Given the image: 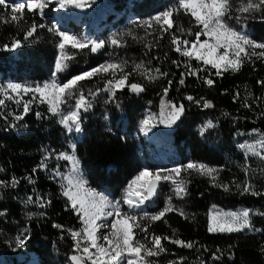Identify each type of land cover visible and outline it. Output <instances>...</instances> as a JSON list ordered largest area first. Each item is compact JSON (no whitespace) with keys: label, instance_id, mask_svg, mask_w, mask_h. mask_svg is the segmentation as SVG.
<instances>
[{"label":"trees","instance_id":"obj_1","mask_svg":"<svg viewBox=\"0 0 264 264\" xmlns=\"http://www.w3.org/2000/svg\"><path fill=\"white\" fill-rule=\"evenodd\" d=\"M166 2L168 9L177 4V0H102L98 7L86 9L92 12L102 5L110 9V12L106 11V22H103L105 31H109L104 34V40L118 27L149 16L155 9L161 10ZM10 15V9L0 6V16L5 18L0 20V86L7 77L21 83H41L52 69L59 37L48 31L50 23L38 14L25 10V21L20 24L11 22ZM186 17L189 15L183 14L182 10L174 15L176 25L188 29L189 24L184 20ZM252 17L246 14L243 22L252 31V39L264 42V16L256 12ZM33 22L45 27L38 28L33 37L24 40L26 30ZM170 31L180 35L177 27ZM171 38L170 33L161 32L159 27L149 32L143 28L137 35L125 37L123 47L130 57L152 63L160 70L154 75L157 77L154 80H137L129 74L127 84L142 86L144 91L140 93L125 87L117 90L112 97L102 90L106 81L97 76L81 82V91L85 96L91 91L96 92L90 100V109L81 112L82 130L73 144L75 154L86 167L91 184L98 189L118 193L132 177L133 165L139 162L135 155L136 142L127 136L133 126L134 110L150 102L159 121V132L165 133L161 130L164 124L160 123L161 102L183 105L184 113L171 127V140L163 136L160 138L169 141L181 154L187 153L191 160L217 169L218 182L228 185L230 190L213 186L209 177L195 171L186 172L187 194L182 199L166 190H159L156 204L148 206L150 214L147 216L163 210L167 199L176 210L167 213L160 221L143 219L141 225L148 227L149 236L179 238L193 242L195 247L183 248L162 239L166 251L151 257V260L154 264H170L173 261L177 264H264V231L231 234L207 231V209L212 203L242 204L253 212L263 210L264 162H257L253 157L245 158L237 151L234 155L239 159L233 162L219 144L228 143L237 130L257 129L264 137V93L263 84L259 83L264 81V60L253 58L245 62L238 72L229 70L221 76H216V70L210 65L207 71L188 75L190 69L184 66L187 58L173 50ZM15 40L21 41L22 47L14 51L6 50L5 46L11 48ZM99 52L91 54L90 48L71 49L74 59L68 62L69 67L60 74V79L65 80L94 68L99 62ZM173 61H178L179 66ZM191 65L192 70L204 67L202 62L195 60L191 61ZM181 78L184 84H180ZM205 79H212L213 85L209 87L204 83ZM165 89L168 90L167 95ZM243 90L248 92L245 94ZM188 96L193 100H188ZM5 101L0 107V212L3 213L0 215V257L4 264H15V255L20 249L16 239L21 237L26 240L25 256H39L40 264H59L52 259L54 252L68 260L74 243L70 233L82 228L77 214L61 194V186L54 174L56 164L62 162L58 161L57 154L67 149L68 138L57 116L44 103L32 102L25 114L22 104L16 106L10 100ZM205 101L211 102L212 107H203ZM99 106L106 108L111 116L108 127L97 116ZM17 115L23 116V119L16 121ZM203 119L209 120L212 127L199 129L196 124ZM13 179L18 181L14 186ZM245 181L259 194H241L236 185L243 186ZM29 197L32 198L31 203L27 202ZM179 210L185 215H180ZM252 219L255 227L264 229V216L254 215ZM144 235L138 231L140 239ZM213 254L219 259H213Z\"/></svg>","mask_w":264,"mask_h":264},{"label":"snow or ice","instance_id":"obj_2","mask_svg":"<svg viewBox=\"0 0 264 264\" xmlns=\"http://www.w3.org/2000/svg\"><path fill=\"white\" fill-rule=\"evenodd\" d=\"M53 0H26L24 3L9 4L8 0H0V6L4 9H10V21L20 24L25 21V10L28 13L38 14L44 16L45 9L48 8ZM95 3V0H91ZM59 9L90 7L88 0H58ZM183 10L185 15H189L195 22V29H183L176 25L174 15ZM259 12L264 16V0H177L174 8H169L162 13L157 14L151 20L145 21L144 26L155 29L156 26L163 33L171 34V44L174 45V51L181 57L187 58L185 67L189 68L188 75H196L198 71H207V66L215 69V75L221 76L223 72L231 70L238 72L245 62L251 61L253 58L264 60V42H258L250 37V35L243 30L244 24L242 17L248 14L252 17L253 13ZM254 18V17H252ZM0 20H5L0 16ZM234 21L235 23H232ZM235 25H240L236 27ZM44 24L37 25L35 22L31 23L24 35V40L33 37L38 28H44ZM174 27H177L180 35L171 33ZM49 32H54L59 37L58 48L60 55L55 62V70L53 77L65 72L69 64L68 62L74 59V54L66 51L70 46L71 49L84 50L90 47L92 53L97 52L104 47L103 42L81 40L78 36L70 34L67 31L60 30L55 25L48 28ZM194 37L193 40L181 39L183 35ZM206 37L203 41L201 37ZM163 38V37H160ZM111 44L120 46L117 39H112ZM22 47L21 41H13L11 48L5 46L6 50L14 51ZM223 50V51H221ZM259 50V51H258ZM202 62L203 66L200 69L192 70L191 61ZM173 63L179 66L178 61ZM124 73V67L118 63H106L95 67L89 71L83 72L69 79L65 83H59L56 79L50 82L36 86H25L21 84L9 83L6 87L0 88V107L4 106L5 99L14 100L16 104H20L21 100L18 98L20 94L25 95L34 93L29 101L23 102V111L25 114L29 111V105L39 100L40 103L48 105V110L53 115H60V123L69 132H81V112H87L91 103L81 91V82L91 80L94 76L101 74H110L111 78L107 79L105 86L102 89L115 97L117 90H123L129 87L134 93L144 91V88L136 83L127 84L128 73H124L119 78L116 72ZM135 70H142L141 74L146 75L149 80H154L157 77L151 76L148 70L143 69L142 64H137ZM160 73L159 69L155 70ZM161 75H167L162 73ZM183 76V74H182ZM180 84H184V79H180ZM171 83V81H169ZM204 83L211 87L214 83L212 79H205ZM264 84V81H259ZM99 91V90H98ZM165 89V95H167ZM14 94V95H13ZM75 98L74 110L67 114L62 112V105L69 100ZM188 100H193V97L188 96ZM203 107H212L211 102L205 101ZM167 108V111L165 110ZM185 109L183 105L169 104L166 105L164 101L161 102L160 123L165 127H172L177 120L180 119ZM39 115V114H37ZM23 119V116H15L16 121ZM152 118L142 121L141 131L147 135L151 127L155 125L151 123ZM15 125H13L14 127ZM207 127H212L211 122H208ZM245 149V154L258 157L264 161V137L258 143L241 145ZM259 149V150H258ZM64 161H68L72 165V174L64 177L67 181L66 185H61L63 188L62 195L67 198L70 206L75 210L82 228L79 231L72 230L71 237L75 241L74 251L80 253L79 255H72L70 257L72 264H153L148 259L157 257L166 251L162 244L163 240H168L170 243L176 244L183 248L192 249L195 247L194 243L185 242L182 239H170L169 237H161L157 235L148 234V227L142 226L135 214L121 210L119 201H112L103 193L87 187V182L79 176V164L75 154V145L72 148V154L61 153L58 157ZM195 171L201 176H206L212 179L213 186L222 187L224 191H229L228 185L218 182L217 169L209 167L205 164H198L189 162L184 167H176L167 170L168 174L161 172H150L145 169L141 171L129 184L126 196L123 203L128 205L129 209H139L145 202L150 201L157 194V186L161 181L170 182L174 186L175 195L178 198H183L187 194L185 181L180 179L182 172ZM247 171V168H245ZM13 186L18 183L15 179L12 181ZM237 190L241 194L250 193L251 195H258L259 193L252 189V185L245 181L243 186L236 185ZM28 203L32 202V198H28ZM41 207H44L41 204ZM176 210L169 201L168 206L157 214L151 216L145 215L143 218L150 221H160L169 212ZM180 215H185L182 210H179ZM0 215H3L0 212ZM254 215L264 216V212H253L250 209H243L240 211L223 212L214 210L208 214L207 231L210 233H241L244 231L261 232L264 229L254 227L252 217ZM187 218V217H185ZM61 228L60 225H54ZM107 229V233L101 231ZM136 229L144 233L142 239L137 238ZM102 241V242H101ZM16 244L24 247L26 240L18 237ZM95 251H92V250ZM213 259H219L213 254ZM170 264H177L173 261Z\"/></svg>","mask_w":264,"mask_h":264},{"label":"rangeland","instance_id":"obj_3","mask_svg":"<svg viewBox=\"0 0 264 264\" xmlns=\"http://www.w3.org/2000/svg\"><path fill=\"white\" fill-rule=\"evenodd\" d=\"M26 0H8L9 4H18V3H24ZM102 2V0H99V4ZM88 3H90V0H88ZM91 4V3H90ZM167 2L165 3L164 6H162L161 10L155 9L154 11L151 12V15L141 17L138 21L136 22H131L130 24L122 27H118L117 29L113 30L109 34H107L104 38L105 41V47L102 51L99 52V57H98V64L95 67H98L100 65L106 64V63H118L123 65L124 67V73H128L132 76V78H136L137 80H146L147 76L142 75L141 71L142 70H135V66L137 64H142L143 69L148 70V73L151 76L156 75V69L152 63H148L142 60L134 59V57H130L127 54V51L125 50L124 46V39L127 36H132V34L137 35L141 29L146 28L147 32L151 28H147L144 26L145 21L151 20L154 16H156L159 13H162L163 11L167 10L168 8L166 7ZM239 5V1L237 2V6ZM98 7V6H97ZM106 5H102L99 8H96L94 11H90L85 8L79 9V8H67V9H59V3L58 0H53L51 4H49L48 8L45 9V13L43 18L47 19L48 22L50 23V27L55 25L57 28L63 31H67L70 34H74L78 36L81 40H87V41H92V39H98V38H103L104 34L109 32L105 31V26L103 25L104 19L108 16H106V11L105 10ZM130 10L128 11V14ZM182 13L184 14L183 10ZM101 16V21L98 20V17ZM246 16V14L243 15V18ZM114 19V18H111ZM184 20H186V23L189 24V28L195 29V22L194 20L189 16L186 17ZM232 23H235L232 21ZM244 24L243 30L246 31L250 37L252 36V31L248 28V26ZM236 27H240V25H235ZM158 26L155 27L157 29ZM152 29V30H155ZM184 29V28H183ZM131 30H134L132 33ZM180 34V32H179ZM181 39H189L193 40L194 37L187 36L186 34L180 37ZM252 38V37H251ZM112 39H117L120 42V46H114L111 44ZM206 39V37H201V40L203 41ZM99 41V40H98ZM97 42V41H96ZM71 48L70 46L66 49V51L70 52ZM223 51V50H221ZM259 51V50H258ZM60 55V50L57 45V52L55 54V57L52 62V69L49 73V76L47 79L43 80L41 83H31L29 81L25 82H16L10 77H7L5 83L1 85V88L6 87L9 83H15V84H21L25 86H36V85H42L44 83L50 82L52 79H56L59 83H65L67 82L70 78H67L65 80L60 79V74H58L56 77H53V72L55 70V62L58 56ZM94 67V68H95ZM93 69V68H92ZM91 70V69H90ZM89 71V70H88ZM124 73H121L119 70L116 72L117 78H119L121 75ZM97 78H100L103 82L106 81L107 79L111 78L110 74H101L97 75ZM87 81V80H86ZM89 88V87H88ZM82 90V87L81 89ZM245 94L248 92L247 90H243ZM96 91H91L89 94L86 96L88 100L90 101L95 94ZM263 93H264V84H263ZM14 95V94H13ZM35 95L34 93H29L27 95L21 93L20 97H18L21 100L22 104V109H23V102L29 101L31 97ZM89 96V97H88ZM13 104L16 106L20 104H16L14 100H10ZM6 102V101H5ZM35 104H39V100L33 101ZM74 103H75V98L69 100L66 104L62 105V112L64 114H67L69 111L74 110ZM32 104V103H31ZM30 104V105H31ZM45 104V103H44ZM45 106L48 108V105L45 104ZM57 118L61 119L60 115H56ZM97 116L100 117L102 124L106 127H108L111 124V116L108 115L106 112V108L103 106H99L97 108ZM152 118L151 123L154 124V127H151V130L148 131L147 135L144 134V132L141 131V126H142V121L148 118ZM158 119L156 117V114L151 106L150 102H145L138 108H136L133 112L132 115V123L133 126L132 128L127 132V136L129 138H133L135 140V155L139 159L138 164H134L133 168L131 170L132 172V177L127 180V182L120 188L118 193L110 192L109 189H98L95 187L93 184L88 179V173L86 174V167L83 165V163L80 162L79 164V176L80 178L84 179L87 184V187H90L97 192L103 193L108 198L112 201H119L120 202V207L122 211L125 212H130L132 214L137 215L138 217H141L139 219V223L141 224V221L144 219L143 217L145 215H149L150 211L148 209V206H152L156 204V197L153 202H150L148 205L147 202H145L144 205H142L139 209H129L127 204L123 203V199L126 196V193L128 191V186L131 183V181L143 170L147 169L150 172H161L162 174H168L167 170H171L176 167H184L186 166L189 162H195L198 164H205L209 167H212L208 165L207 163L200 162V161H194L191 160L190 157L187 156V153L181 154L179 152V149L174 147L169 141L162 140L160 136L167 137L171 139L170 134L171 133H163L159 132V124H158ZM208 122H210L207 119H203L202 121L198 122L196 125L199 129H206L210 128L207 127ZM81 125H82V119H81ZM63 126V125H62ZM64 128V127H63ZM65 133L67 135V149L60 152L57 154V157L61 153H67L69 155L72 154V148L73 144L75 141H77L80 137L81 132L76 133L75 131L69 133L65 128ZM262 134L257 130V129H251L247 131H241L237 130L234 132L231 140L226 143L223 142L222 145L219 144L220 148H222L226 156L229 160L233 162H237L239 158H237L234 155V151H237L243 155V157H253L258 161H261L258 157L251 156L250 154L246 156L245 154V149L241 148V145L244 144H253V143H258L260 139L262 138ZM209 142V141H208ZM259 150V149H258ZM62 161L56 164V167L54 169V174L56 178L58 179V182L61 185H66L67 181L64 179V177L69 176L72 174V165L68 161H64L62 159L58 158V161ZM79 160V159H78ZM80 161V160H79ZM264 162V161H263ZM214 168V167H212ZM186 172H182L180 179H183L185 181L186 185ZM211 181L212 179L209 178ZM213 182V181H212ZM165 186V187H163ZM263 186H264V181H263ZM163 187V188H162ZM61 194L63 191V188L61 187ZM174 186L170 182L162 181V185L158 189L157 193L159 190H166L167 193H173L174 192ZM157 195V194H156ZM176 196V195H175ZM177 197V196H176ZM66 198V197H65ZM67 200V198H66ZM69 203V202H68ZM164 204L167 206L169 204V200H165ZM70 205V203H69ZM243 209H250L242 204H234V205H218L216 203H212L209 205L207 209V217L208 214L214 210H219L223 212H228V211H240ZM75 212V210H73ZM254 212H259V211H254ZM264 212V206L263 210ZM76 213V212H75ZM255 227V226H254ZM258 228V227H256ZM102 232L107 233V229H101ZM136 235L137 238L138 236V231L139 229H136ZM247 231V230H246ZM102 242V241H101ZM74 246H75V241L70 249V253H76L79 255L80 253H77L74 251ZM24 247H20L19 250H17L16 255H15V264H40L41 260L40 257L35 255V254H30L29 256H25L24 254ZM92 251H95L94 249ZM57 257H56V256ZM24 258V259H23ZM53 260L59 261V264H66L64 260V255L54 252ZM151 260V258H148ZM152 261V260H151ZM153 262V261H152ZM0 264H4L2 258L0 257ZM154 264V263H153Z\"/></svg>","mask_w":264,"mask_h":264},{"label":"water","instance_id":"obj_4","mask_svg":"<svg viewBox=\"0 0 264 264\" xmlns=\"http://www.w3.org/2000/svg\"><path fill=\"white\" fill-rule=\"evenodd\" d=\"M98 5H99V0H95V3H92V2H91V6H93V7H97ZM97 42H103V43H104V47H105V41H104V40H100V41H97ZM104 47H102L101 49H99L97 52L103 50ZM89 48H90V47H89ZM90 52H91V51H90ZM97 52H95V53H92V52H91V54H96ZM161 130H163V131H165V132H168V133H172V130H173V129H172L171 127L168 128V127H165V125H163V126L161 127ZM161 185H162V181L158 184V186H157V191H158V189L160 188ZM155 196H156V195H155ZM155 196L153 197L152 200L147 201V204L150 203V202H152V201H154ZM74 254H76V253H71V254H69V256H68V261H69L71 264H72V261H71L70 257H71L72 255H74ZM76 255H77V254H76Z\"/></svg>","mask_w":264,"mask_h":264},{"label":"bare ground","instance_id":"obj_5","mask_svg":"<svg viewBox=\"0 0 264 264\" xmlns=\"http://www.w3.org/2000/svg\"><path fill=\"white\" fill-rule=\"evenodd\" d=\"M110 9H107L106 7H105V10H103V12L104 11H109ZM110 12V11H109ZM107 14H108V12H106V16H107ZM101 16H99V20H101V18H100ZM107 18H105L104 20H106ZM97 39V38H96ZM98 39H101V38H98ZM171 137V136H170ZM172 138V137H171ZM171 140V139H170ZM66 261H68V260H66ZM66 264H71L69 261L66 263Z\"/></svg>","mask_w":264,"mask_h":264},{"label":"built area","instance_id":"obj_6","mask_svg":"<svg viewBox=\"0 0 264 264\" xmlns=\"http://www.w3.org/2000/svg\"><path fill=\"white\" fill-rule=\"evenodd\" d=\"M98 40H102V39H92V41H98Z\"/></svg>","mask_w":264,"mask_h":264}]
</instances>
